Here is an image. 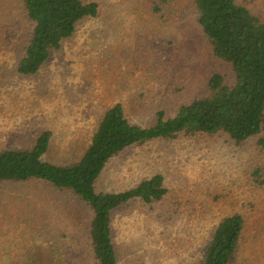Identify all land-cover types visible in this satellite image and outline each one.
Wrapping results in <instances>:
<instances>
[{
  "label": "rangeland",
  "instance_id": "1",
  "mask_svg": "<svg viewBox=\"0 0 264 264\" xmlns=\"http://www.w3.org/2000/svg\"><path fill=\"white\" fill-rule=\"evenodd\" d=\"M242 1L264 15V0ZM99 2L98 18L85 21L37 76L21 77L15 65L29 22L19 11L20 0H0L1 148H24L38 132L49 129L54 134L49 159L61 161L84 147L98 120L117 102L137 99L145 108L135 116L140 121H152L161 108L172 113L180 98L171 96L172 83L152 84L151 65L166 52L176 57L195 44L182 29L164 28L146 14L147 0ZM241 150L222 140L209 147L192 141L154 142L111 162L99 179L100 191L119 192L157 173L164 175L169 189L155 212L129 208L116 213L120 263L195 261L224 204L245 197L243 183L259 159L251 149ZM257 199L263 212L264 194ZM0 210L10 222L22 215L26 222H40L42 234L35 237L34 246L43 264H91L83 235L85 220L75 223L68 215L84 211L74 200L27 185H1ZM247 251V263L264 264V237L253 240ZM245 261L241 258L240 264Z\"/></svg>",
  "mask_w": 264,
  "mask_h": 264
},
{
  "label": "trees",
  "instance_id": "2",
  "mask_svg": "<svg viewBox=\"0 0 264 264\" xmlns=\"http://www.w3.org/2000/svg\"><path fill=\"white\" fill-rule=\"evenodd\" d=\"M20 2L19 11L29 22L15 65L21 77L37 76L85 21L100 16L102 8L99 0ZM145 8L156 23L182 29L195 44L176 57L166 52L151 65L152 84L172 83L171 96L180 98L172 113L161 108L152 121H140L135 116L145 108L137 99L117 102L98 120L84 147L61 161L49 159L54 136L49 129L38 132L24 148L0 146V186L27 185L74 200L84 211L68 215L75 223L85 220L91 264H121L115 245L116 213L129 208L155 212L169 189L164 175L157 173L119 192L100 191L99 179L111 162L154 142L192 141L209 147L222 140L241 151L251 149L260 164L243 183L245 197L224 204L202 254L191 263L240 264L252 241L264 237V210L257 199L264 194V15L242 0H147ZM26 221L24 215L17 222L7 221L0 210V264H43L34 246L41 224Z\"/></svg>",
  "mask_w": 264,
  "mask_h": 264
}]
</instances>
